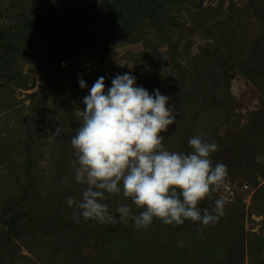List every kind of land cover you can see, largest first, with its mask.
<instances>
[{
    "label": "rangeland",
    "instance_id": "rangeland-1",
    "mask_svg": "<svg viewBox=\"0 0 264 264\" xmlns=\"http://www.w3.org/2000/svg\"><path fill=\"white\" fill-rule=\"evenodd\" d=\"M263 2V0H203L198 7L192 6V4L185 7L182 4L183 6L178 12H172L171 15L174 16L175 23L167 28L165 27L166 34L164 37L162 36L160 41H158V36L154 35V30L150 32L147 29H143L147 40L141 39L132 43L122 39H112L108 36L102 40H100L101 38L96 39L101 36V33L106 34L103 30L101 14L95 13L92 15L89 9L83 7L78 11L81 20L79 17L76 29L85 36L87 42L102 45V41H104L107 47L112 48V52H115V54L114 56L112 55L110 61L114 70H119L120 74L130 73L135 76L137 86L141 81L149 79L156 73L162 79H165L164 81L174 82L172 80H176V70L173 66L171 55V52L174 51L180 55L176 58V61L186 67L187 62L189 64V59L197 62L199 58H196V56L198 54L201 57L203 55L213 59L214 70L221 63L219 57L223 60L228 59L230 62V65H227L230 67L228 69L229 84L227 88L221 86L216 91L214 96L217 99L211 96L212 88H209L206 81L201 83L202 85L199 89H196L197 82L195 83V80L197 76L191 68H188L192 74L188 76L186 88L190 89L189 91H194V93L187 98L189 100L188 107L173 106L181 104H178V102L175 104L176 100L174 99L177 97V92L173 93L172 88L169 89L166 86L165 90L160 91L170 94H166L170 98L169 106L174 108L179 121L183 116L184 110L191 115V111L195 112L197 108H206L204 103L213 104L212 102L215 101L216 104H213L215 106L214 110L207 111L205 117H201L202 119H208L209 116L213 115L215 118L212 120L213 124L207 121L202 124V119L200 118L196 132L193 134L199 135L202 133L203 135L201 136L209 138L210 142L223 146L228 141L230 134H246L253 123V116L260 115L264 123V87L253 84L249 76H247L248 73L246 74L247 77L239 73L238 65L240 61H244L245 56V59H247L250 51L253 49L257 50V45L260 42H264L263 36H261L264 33ZM200 9L204 10L199 12L201 13L200 23H197L192 19ZM43 23V27L47 28L52 36H58L56 25L50 19H45ZM259 36L261 37L259 38ZM93 37L96 39V43L92 41V39L95 40ZM92 44H89L82 52L67 54V56L62 58L61 62L50 61L44 58L42 54L37 55L38 60L36 58L24 60V72H29L32 83L26 89H16L14 91L9 107H0V139H3L2 137L4 136L9 139L7 132L10 130L14 134L16 133V128L11 129L15 125L14 122L22 121L23 124L33 127L32 135L36 141H32L35 146L33 148V157L36 163L43 166L41 169L42 173L33 191H36L38 195V191H40L41 195H43L46 191L55 190L53 195H49L47 199L38 197L40 208L43 213L49 216L51 209L55 208V206L59 209L58 213L68 216L72 215V217L73 212L79 211L75 207H69L67 204L69 197L80 200L85 187L77 184L74 180L73 162L70 163V159L72 157L75 158V156L70 140L75 129L80 126L77 109L83 110L82 100L88 94L95 81L91 78L84 80L87 87L82 89L79 84H74V80L70 78L68 71L72 67L75 70L77 68H83L82 70L88 68L93 74L92 72L95 70L92 68L93 64L98 60L97 54H99V50L93 49ZM168 49L171 50V56L167 54ZM215 49H218L220 53L217 57L215 56L216 53L214 54ZM201 64V60H198V65ZM161 86L163 89L165 88L163 84ZM156 89L158 90L159 88ZM35 98H40L41 101H44V105L42 103L39 106H31ZM202 104L204 105L202 106ZM58 105H61L62 108L61 106L56 108ZM34 107L35 111L32 110ZM42 107H47L51 110L54 119H51L48 116L49 114H44L45 116L40 119L43 126H39L38 117L43 114L41 111ZM54 107L55 110L53 109ZM65 109L68 110L67 117L62 121V118L56 117V114L63 113ZM39 112L40 114H38ZM30 114L35 115L32 125H28L31 121L29 119ZM182 127L180 128V133ZM58 128H60L61 134L54 137L52 134ZM254 135L255 137L245 147L247 149L246 156L242 157L234 154L233 151L235 149L233 146L226 144L227 148H224L225 151L219 147V150L212 154L213 164L217 163L215 157L221 155L219 163H224L228 168V178L224 188L214 194L216 198L226 201L225 215L215 224L207 227L186 221L185 226L189 229L184 227L177 237L172 235L170 260L166 263L164 262V264H226L227 262L228 264H255L256 261L264 257V189H262L264 187V174H261L262 171L264 172V141H261V136L264 135V127H257ZM183 136L184 140L186 139L184 143L181 134L175 133L172 135L173 140L169 142L171 143V148L175 149L174 151L182 149L188 153L191 149L187 140L192 135L184 134ZM19 138L20 140H17V142L21 145H18V149H16L18 152L16 153L15 147L12 149L16 157L21 154L28 155L32 148L24 146L25 144L22 145L26 139L23 135ZM240 140H243L242 135ZM186 141L187 143L185 144ZM56 158H59V161H56L58 167L55 164ZM235 159H240L241 162H236ZM8 162L6 160L0 164V184H3L1 187L5 185L9 187L8 190L0 193L2 195V197L0 196V211L7 202L6 199L13 197V193L18 192V194L22 195H25V192L32 193L30 189L22 192L25 188L22 184L28 180L25 178L28 176L24 174V169L26 166L31 165V162H22L18 158L16 159V165L8 164ZM53 164L56 166L55 168H53ZM44 165H47V167ZM32 166L34 167L33 164ZM60 173L63 179L59 183L56 178ZM5 174L9 177L4 176ZM17 174L19 181L15 178ZM109 202L111 204V201ZM199 207L204 209L202 204ZM112 208H109L110 212ZM58 213L52 220L43 221V226L53 225ZM227 217L230 220L225 221ZM79 220L86 228L90 223V220H85L82 216L79 217ZM95 224L98 225L99 223L95 222ZM237 227L239 229L235 230ZM198 229L202 230L198 231ZM147 231H149V228L145 231L143 230L144 233L142 234L147 233ZM68 234V237L72 239V243L76 241V238L79 240L80 236L77 237V234ZM40 238L48 242H52L54 239L49 231L41 233ZM180 241L184 243L182 247L178 246ZM143 242L150 243L151 240L146 237ZM60 245L63 248L66 246L64 241ZM102 245L99 246L97 251L83 249V258L93 255L97 258L98 264H114L113 262L128 264L130 258V264H144L143 254L140 255L142 261H139L133 256L136 255L134 250L121 249L123 247L121 245L118 248ZM37 247L34 246L32 250ZM32 250H29L21 243L18 253L34 258ZM42 251L50 252L47 248ZM125 251H127L126 254H128L129 258H125ZM37 257L38 259H35L36 264L84 263L78 258H74L78 261L77 263H73L70 258H51L48 255L43 258L40 251L37 252ZM222 259H225V261ZM25 264L30 263L27 261ZM85 264L94 263L86 262Z\"/></svg>",
    "mask_w": 264,
    "mask_h": 264
},
{
    "label": "trees",
    "instance_id": "trees-1",
    "mask_svg": "<svg viewBox=\"0 0 264 264\" xmlns=\"http://www.w3.org/2000/svg\"><path fill=\"white\" fill-rule=\"evenodd\" d=\"M201 2H203V0H0V107H9L14 91L16 89H26L28 85L32 83L29 72H24V60H30L31 58H36L38 60L37 55L42 54L44 58L50 61L54 60L61 62L62 58L67 56V54L82 52L89 44H92L87 42L85 36L76 29L77 20H79L80 17L78 15V11L82 7L89 9L90 14L92 15L95 13L101 14L102 26L105 31L104 33L106 34L101 33V36L96 39L101 38L100 40H102L104 37L108 36L112 39H122L132 43L141 39L147 40L143 29H147L150 32L154 30V35H157L158 41H160L162 36L164 37L166 34V28L175 23L174 16L171 15L173 11L178 12L180 8H182V4H184L185 7L189 4L198 7L201 5ZM262 5L264 8V2ZM203 10L204 9H200L197 13H195L192 19L194 22L200 23L199 18L201 13L199 12ZM45 19H50L54 25H56V32L58 34L57 37L52 36L50 31L43 27V21ZM261 36H263L264 40V33ZM261 36H259V38ZM96 39H92V41L96 43ZM92 45L93 49L99 50V54L102 53L100 55L97 54L98 60L95 64H93L94 66L92 69L95 70H93V74H91L88 68L84 70H82L83 68H77L75 70L73 67L69 68L68 74L70 73V78L74 80L75 85L79 84L78 79L86 81V79L91 78L96 81L99 77L103 76L106 88L110 87L112 78L116 74H120L119 70H114L113 64L110 61V58L112 55L114 56L115 52H112V48L107 47L104 41H102V45ZM170 52L171 50L168 49L167 54L169 56L172 55L173 58L172 62L176 70V80L173 79L172 81L174 82L169 83V81H164L165 79H162L156 73L153 74L154 77L152 76L145 81H141L138 86H142L147 89L150 94L153 93L154 90H157L156 88H159V91L165 90L166 86L167 88L169 87V89L172 88L173 93L177 92V97L174 99L176 100L175 104L177 102L178 104H181L178 106L173 105L174 107H188L189 100L187 98L194 93V91H189L190 89L186 88L188 76L189 74H192L188 68H191L192 71L196 73V89H199L202 85L201 83L206 81L209 88H212L211 96H214L216 91H218L221 86H225V88L228 87V69L230 68L227 66L230 65L228 59L223 60L219 57L221 63H217L218 66L216 65L217 68L214 70L215 64L213 59H209L208 56L203 55L201 57L198 54L196 58H199L198 60H201L202 64L198 65V60L196 62L195 60L189 59V64L187 62L186 67L176 61V58L180 56L179 53L174 51L171 52L170 55ZM214 54L216 57L220 54L218 49H215ZM245 57L244 61H240L241 63L239 62L238 64L239 73L244 76L248 73L247 76H249L253 84L264 87V42L262 41L257 45L256 51L255 49L250 51L247 59H245ZM161 84L165 87L164 89ZM160 93L163 95L169 94L168 92ZM42 103L44 105V101H41L40 98H35L31 106H39ZM212 103L216 104L215 101ZM204 104L206 105V108L202 107V109L197 108L195 112L191 111L192 116L188 113V111L184 110L180 121L177 119L176 111H174L173 108V114L176 117V122L175 124L169 126L167 133H163V142L168 150H175L171 148L172 146L169 142L170 140H173V133L179 135L181 134L183 143L186 140H184V134L194 136L197 124L200 122L199 119L201 117H205L207 111H212L215 107L213 104ZM204 104H202V106ZM60 106L58 105V107H55L60 108ZM55 107L53 108L54 110ZM32 110L35 111V107L32 108ZM41 111L43 114H40V112L38 113L40 114L38 117L39 126L42 125V121L40 119L45 116L44 114H49L48 116L51 117V119H54L53 112L47 107H42ZM67 112L68 110L65 109L63 113L56 114V117H60V119L62 118L61 120L64 121L65 117H67ZM31 114L29 115V119L31 121L28 125H32L34 121L35 115ZM214 119L213 115H211L208 119H202L201 123L203 124L204 121H207L213 124L212 120ZM252 119L253 123L251 122L252 124L248 128L246 134H230L228 141L224 143L223 146L218 144L219 147L225 151L224 148H227L226 145H232L235 149V151H233L234 154H238L242 157L246 156L245 154L247 149L245 147L255 137L254 131H256L257 127H264V123L260 115L253 116ZM14 123L15 125L12 126L11 129L16 128V133L14 134L10 130L7 132L9 139H7L6 136L2 137L3 139H0V164L8 160V164L11 163L12 165H16L17 158L22 162L30 161L31 165L26 166L24 169V174L28 176L25 178L28 180L23 182L22 185L25 188L22 192L26 189H30L32 193L29 194L25 192V195L18 194V192L13 193V197L6 199L7 202L1 208L0 264H25L27 261L30 264H36L35 259H38V251L42 252L43 258L47 255L51 258H70L73 263H77L78 261L74 258H78L79 260L84 261V263L81 262L79 264H85L86 262L98 264L97 258L93 255L90 256L89 254H84L89 256H85V258H83L82 250L86 248L88 250L97 251L100 245L103 246L102 244L109 245L110 248H118L121 245L123 246L121 249L134 250V254L136 255L133 256L139 261H142L140 255L143 254L144 264H164V262L166 263L170 260V249L172 250L170 241L172 240V235L177 237L178 233L186 227L185 224L187 222L185 221L183 225L179 226H169L162 224L159 220H154L153 224L149 228V231L142 234L144 233L143 230L145 231L147 229L137 230L132 226L131 221L128 225H124L119 222V214L116 212L117 207L120 204H131V201L124 198L122 195L108 196L103 201L107 205L108 202L111 201V204L109 202V208L113 207L111 209V213L116 219V222L111 224L99 223L96 225L95 221L90 220V223L86 228L81 224L80 220L77 222L72 215L68 216L63 213H58L59 209L56 206L51 209L50 216L43 213L39 206L38 197L40 199H47L49 195H53L55 190L46 191L47 195H45L46 193L41 195L40 191H38V195L36 191H33L35 190L34 188L36 187L38 178L42 173L41 169L43 168L42 165L36 163V160L33 157V148H35L33 144L35 139L32 135L33 127L23 124L22 121ZM181 127L182 129L180 133ZM74 134L75 132L73 135ZM19 135H23L26 138L22 145L25 144L24 146L32 148L28 155L21 154L16 157V154L12 149L15 147L16 151V149H18V145H21L17 142V140H20ZM201 135L203 134L200 133L199 136ZM241 135L243 136V140H240ZM201 137H203L206 142L212 143L209 138H205L204 136ZM261 141H264V135L261 136ZM176 151L187 153L182 149H176ZM17 152L18 151H16V153ZM215 158L216 162L219 163L221 155H218ZM58 159L59 158H56L55 164L56 161H59ZM74 159L75 158L72 157L70 159V163H72ZM235 161L241 162L240 159H235ZM44 166L47 167V165ZM56 166L53 164V168ZM261 174L263 175L264 172L262 171ZM4 176L9 177L7 174ZM15 178L19 181L18 174L15 175ZM56 179L59 183L62 182L63 176L61 173ZM2 185L3 184H0V193L1 191L9 189L7 185L1 187ZM262 189H264V187ZM0 196L2 197L1 194ZM214 197L216 198V195H214ZM201 204L202 208H207L211 212L213 210L212 206H214V200L206 199ZM139 211H141V209H136L133 206L134 214H139ZM57 213L58 215L54 224L44 227L42 224L43 221H48L49 219L52 220ZM227 220H230V218L227 217L225 221ZM238 227L235 228V230L239 229ZM48 231L54 237L52 242H48L47 240L44 241L40 238L41 233ZM68 233L73 235L77 234V237L80 236L79 240L76 238V241L72 243V239L71 237H68ZM146 237L150 238V243L143 242ZM63 241L66 244L65 248L60 245V243L63 244ZM21 243H23L26 248H29V250H32L34 246H38L35 250H32V253L35 256L34 258L26 255H20L18 253ZM44 248L49 249L50 252L46 253L42 251ZM126 252L127 251L124 252V255ZM127 257L129 258L128 254L125 255V258ZM222 260L225 261V259ZM129 261L131 262L130 258ZM57 262H59V260H57ZM130 262L128 264H130ZM113 263L120 264L119 262ZM226 264H228V262ZM255 264H264V257L256 261Z\"/></svg>",
    "mask_w": 264,
    "mask_h": 264
},
{
    "label": "clouds",
    "instance_id": "clouds-1",
    "mask_svg": "<svg viewBox=\"0 0 264 264\" xmlns=\"http://www.w3.org/2000/svg\"><path fill=\"white\" fill-rule=\"evenodd\" d=\"M78 83L87 87L83 79ZM169 99L159 90L150 94L137 86L130 73L116 74L107 88L103 76L93 83L82 100L83 110L77 109L80 126L70 140L74 180L85 186L80 200L67 199L69 207L79 210L73 212L77 222L82 216L100 224L115 223L103 201L119 195L131 201L117 207L119 222L131 221L137 230L150 228L154 220L207 227L225 215L226 201L214 197L228 178L227 165L211 159L219 145L194 135L188 140L190 152L168 150L163 133L176 122ZM60 134L58 128L52 135ZM206 199L214 200L211 212L199 207ZM133 206L141 209L139 214Z\"/></svg>",
    "mask_w": 264,
    "mask_h": 264
}]
</instances>
